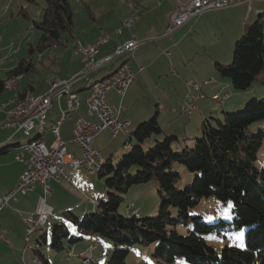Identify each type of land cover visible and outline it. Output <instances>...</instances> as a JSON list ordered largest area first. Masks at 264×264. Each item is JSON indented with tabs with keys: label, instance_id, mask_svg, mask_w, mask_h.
<instances>
[{
	"label": "trees",
	"instance_id": "obj_1",
	"mask_svg": "<svg viewBox=\"0 0 264 264\" xmlns=\"http://www.w3.org/2000/svg\"><path fill=\"white\" fill-rule=\"evenodd\" d=\"M43 1L41 18L33 20L40 37L37 44L30 43L31 54L57 47L64 42V34L74 31V10L69 0ZM24 11L21 8L25 14ZM233 52V62L216 61L214 65L221 76L230 79L233 89L247 90L264 71V12L259 13L254 22L245 24ZM31 59V56L20 58L17 66L7 71V78L0 80V93L6 90L5 82L12 76L23 77L36 70ZM24 93L19 92L18 96ZM158 116L157 110L129 133L128 141L134 137L138 144L131 145L128 154L118 162L112 157L105 160L97 174L106 178L107 195L98 201L96 210L82 218L72 211L64 213L65 219L76 225L82 237L72 236L65 222L54 224L52 248L63 249L64 239L74 244L84 239V235L99 234L116 246L108 264H124L134 244L153 245L152 255L157 264H175L182 258L191 264H264V168L255 165L264 143V129H249L264 119V99L252 98L243 110L225 112L222 118H204L200 136L191 148L178 136H166L144 149L142 143L162 131ZM179 165L186 166L192 174V182L184 187L176 184L181 177ZM153 180L158 183L160 194L156 215L141 217L139 212V216H126L118 212L132 185ZM209 197L231 202L232 218L212 220L203 213H192ZM179 225L188 232L180 233ZM236 231H244L243 246L228 244L219 251L207 241L209 235ZM43 238L45 240V234L37 240L34 254L48 264L41 254ZM120 245L128 247L119 248Z\"/></svg>",
	"mask_w": 264,
	"mask_h": 264
},
{
	"label": "crops",
	"instance_id": "obj_2",
	"mask_svg": "<svg viewBox=\"0 0 264 264\" xmlns=\"http://www.w3.org/2000/svg\"><path fill=\"white\" fill-rule=\"evenodd\" d=\"M81 1L84 3V6H86V9L85 11L84 9L79 10V14H82L79 20L76 19L74 12V31H72V41L67 42L64 40V44L62 43L64 46L63 50H60L59 54L56 53V56L52 58L53 63L59 64L60 71L54 74L52 78H49L48 81H52L55 78L65 80L71 74L76 73L81 69L83 58L82 56L78 54L76 55L75 53L74 44L76 41H80L83 45H89L94 43L104 33H112L113 37L110 42L102 45L98 56H96L97 58H102L103 56L112 53L116 44L128 40V38H130L133 34H135L138 39L145 40L140 46L143 47L145 45V48L140 49L139 47L137 50L127 55V61L130 65V68L136 75L135 80L127 90L126 94H124L125 96L122 100V104L125 108L122 119L130 121L129 130L131 126H133L134 129L135 126L144 120L148 113H150L146 112L142 114L143 111H140L139 114L132 112L128 113L127 107L133 109V107L136 106L137 103L132 101L137 99V87H141L142 85L140 83L142 80H145L151 75L150 73L153 70L152 67L155 66V63L159 59L162 58L165 62L164 66L158 69L159 76L162 74L165 75V73L168 72L172 75L175 74L172 72V69H175L177 74L180 73L179 76L182 75V73L183 75H186V70L184 68L180 67V70H177L178 62L174 59V53L179 52V50L181 51V44L183 42L182 40L190 36L188 31L196 29L197 26L202 24V22L205 20L209 22V20L214 19L212 16L214 14L211 13L212 11H216V21H218L223 14L227 16L228 14H231L229 18L232 19L234 23V27L232 26L233 37L234 39H238L244 32L245 24L249 23L250 20L256 16V12L257 16L259 13L264 12V0H251L239 5L202 13L196 18L190 20L184 26H181L174 33L166 36L165 28L168 27L170 23L172 16L171 14H173V12L179 9L181 6L187 4L189 0H122V5L120 4L119 0ZM132 15H135L136 17V22L133 27L124 26L123 21ZM118 29L121 32L118 33L116 31ZM2 42L3 41L0 38V49H2ZM59 48L60 46L57 45V47H50L48 50L49 52H56L59 50ZM18 62V59L15 63L14 61L11 62L13 64L5 69V77L1 79H6L7 71L16 67ZM118 64V59H114L113 61L109 62L102 69H99V71L94 73V79L97 80L107 76L113 71V69H116ZM175 65H177V67H175ZM22 79L15 89H6L4 92L0 93V196L9 192V190L16 185L20 178L19 176H21L27 167V164H25L26 162L20 161L16 158V156L21 154L24 159L28 157V154L21 148V145L28 141V139L26 141L23 140V132L16 131L13 128H8L2 125L5 121H7L8 118L6 112L15 107L16 98L19 97V92H24L27 90L42 91L40 90L41 88L33 81L27 82L26 84H21ZM174 80L177 81V79ZM202 80H207V78ZM86 83L87 81L85 79L75 83L74 89L78 95L77 97L80 98L81 103L79 108L72 111V118L63 123L60 135L67 143L68 152L73 157L80 159L83 157V153L82 149H80V146L74 141L72 136V128L74 125L73 122L79 117H84L90 121L96 120L95 117L88 115L86 110L87 106L85 99L89 93ZM176 84L178 85V82H176ZM179 84L181 88L184 87L182 82ZM27 85L32 86V88L28 89ZM231 85L232 83L230 79L224 78V80L220 81V83H217L213 79L208 83V85H206L207 89L209 87V90H206V92H208L209 95H212L215 92H220L223 95L226 94V98L230 96L232 97L234 94L231 91ZM185 86H188L187 83ZM199 92L200 97L206 93L204 89ZM184 93L185 98L188 92L184 91ZM250 95H253V97L256 96L255 91H250L249 95H245V100L248 97H251ZM105 96L106 101L111 105L118 107L121 102L120 95H118L114 89L109 90ZM126 100L127 105L125 106L124 102ZM224 101L223 106L224 109H226L228 106L227 103H224ZM241 102L242 101L238 102L236 107L242 105L243 103ZM62 107L65 109L67 107L66 98L62 99ZM59 110L60 109L57 101H54L52 110L48 115L47 128L41 135L35 131V135L33 137L40 136V138L42 137L47 144L52 142L53 137H51L52 135L49 130V123L54 121L59 116ZM204 117L202 118L204 119ZM108 131L109 130L103 131L97 135L94 141V148L100 150L97 143L100 141L99 139L102 137V135ZM109 133L111 134L110 131ZM184 133L176 135H178V137L184 135L186 138L190 137L191 135L187 130H184ZM118 135H120V133L113 136ZM106 149L104 150L102 148V151H106ZM102 151L100 150L101 153ZM111 155L112 154H110L109 157L113 158ZM104 158L105 160L108 159H106V157ZM64 171L67 177L61 176L59 180L52 179L50 181V189L52 190V193L48 196L47 202L52 207L53 212L50 214L45 226H47L48 223L54 225L60 222H65L64 213L68 211H72L79 217L82 214L93 212L96 210L98 201L105 198L107 195V188L103 187V183L101 181H97L95 179L94 174L91 173L87 167L81 166L75 170L69 165H65ZM40 194L41 189L39 188H35L34 191L18 193L17 199L11 200L8 203L9 205L0 212V223L6 231L4 239L0 242V264L2 260H5V264L28 263L27 259L30 257V253L27 250L28 247L26 246V243L24 242L26 224L23 221V217L36 210L38 204L37 201ZM77 231L79 230L77 229ZM34 234L32 235L31 241L34 244L37 245V240H39L43 234H45L46 238L45 240L44 238L43 240L41 239V241L47 242L48 233L45 227H43L42 232H39V236L36 237ZM94 244L97 245L96 248L91 249V245ZM101 245L105 247L104 250H100ZM41 246L42 244L40 245V248ZM111 248V243L104 241L100 237H97L96 234H90V237L87 238L85 244L82 246V248H80L79 253H81V255H85V253L88 251L92 259L84 257L83 260L88 258L93 262V259L100 257L104 252L109 253ZM34 253L33 255L31 254L32 256L30 257V264H39L41 261H35L37 256ZM140 258L141 257L138 259V263L141 262Z\"/></svg>",
	"mask_w": 264,
	"mask_h": 264
},
{
	"label": "rangeland",
	"instance_id": "obj_3",
	"mask_svg": "<svg viewBox=\"0 0 264 264\" xmlns=\"http://www.w3.org/2000/svg\"><path fill=\"white\" fill-rule=\"evenodd\" d=\"M119 2L122 5V0H119ZM70 4L75 12L76 19L79 20L82 15L79 14V10L84 9L85 11L86 6H84V3L81 0H70ZM43 7H45V2L43 0H38L37 2H28L27 0H0V38L3 41L1 47L2 49H0V79L5 77V69L13 64L11 62L14 61L15 63L17 59H25L31 56V60H33L37 70L31 74H25L21 84H26L27 82L33 81L41 88L40 90L45 91L49 88V78H52L54 74L60 71L59 64L53 63L52 58L56 56V53L59 54L60 50H63L64 43L59 45L60 48L56 52H49V50H47L43 53L38 51H35L32 54L30 53V43L37 44L40 37V30L36 29L33 24V20H38L41 18ZM21 8L25 9V14L21 12ZM211 14H214L212 15L214 19L209 20V22L205 20L202 22V24L197 26L196 29L188 31L190 36L182 40V49L180 48L182 53L180 50L179 52L174 53V59L178 62V67L177 65H175V67L178 68V71L180 70V67L184 68L186 70V75H183V73L180 76V73H175L172 75L168 72L165 73V75L162 74L159 76L158 69L163 67L165 64L164 59H159L155 63V66L152 67L153 70L150 73L151 75L145 80H142L140 83L142 85L141 87H137V99L132 101L137 103L136 106H134L133 109L127 107L128 113L132 112L139 114L140 111H143L142 114H144L146 112H150L148 113L147 117L144 118V120L135 126L134 129L133 126L130 127L131 132L136 130L142 122L154 116L157 110L159 111V118H157V120L162 127V131L159 134H153L148 137L141 145L144 147V149H148L151 147V145L155 144L156 140H163L166 136L170 137L178 136L176 134H183L184 130L190 132V137L183 139L184 135H182L179 136V138L181 139L182 143L188 142L186 144H188V148H191L196 138L200 136L199 130L203 121L202 117L205 116L204 118H209V116H214L222 118L225 112L235 113L236 111L243 110L246 102L252 98L264 99L263 71L259 76H257V78L247 90L238 91L233 89V85H231V91L234 95L232 97L230 96L226 98L224 101V103H227L228 106L226 109H224L223 101H216L213 99L212 96L216 92L212 95H209V93L206 92V90H209V87L207 89V86H204L202 89L205 90V95L200 97V92L197 91L199 98L196 100V105L198 106L196 113L194 112L190 118L189 116H185L182 113L181 105L184 103L185 99L184 91L188 92L187 95L193 92V89L188 84V86H185L187 81L193 79L195 82L203 83L205 80L202 79L204 78H207L208 81L214 79L217 83L223 81L225 77L219 74L214 64L217 60L219 63L222 62L225 64L233 62V51L235 50L237 40L241 37V35L238 39H234L233 37L232 26L234 23L232 19L229 18L231 14H228V16L223 14L218 21L215 19L216 11H212ZM256 18L257 12L256 16L251 19L249 23L254 22ZM63 37L67 42L72 41V34L66 33ZM16 48L17 51H15ZM143 48H145V45L140 47V49ZM174 79H177V81ZM92 80H95L94 76L92 77ZM176 82H178V85ZM181 82L184 84V87L182 88L179 84ZM252 89L255 91L256 96L253 97V95H250L251 97H248L245 100V95H249V92L253 91ZM240 101H242L241 103L243 104L239 107H236ZM124 104L125 106L127 105V100L124 102ZM261 128L264 129V119L249 127L251 131H257ZM34 135L35 131L31 133L30 137H33ZM22 136L24 141L28 139L24 134H22ZM127 138L128 136L125 134L120 133L118 136H113L108 131L102 135L97 145L101 151L102 148L104 150L107 148L106 151H102L103 157H106L107 159L110 154H112V160L114 162H118L124 155L129 153L131 145L138 144L136 138L133 137L131 141H128ZM255 165L259 169L264 168V143L258 152V158ZM178 171L181 175L178 183H176L178 186L184 187L186 184L192 182V179L190 178L192 174L189 170H187L186 166L179 165ZM93 174L95 179L97 181H101L103 183V187L107 188L105 187L106 178H99L98 174ZM157 184L158 183L153 180L147 184L144 183L134 184V186L132 185L129 191L125 194L124 201L121 203L118 212L128 216V213L125 210L127 204L130 203L134 204V206L138 208L141 217L156 215V210H158V205L160 202V194L158 192L159 185ZM231 206L232 204L229 201L223 202L221 200L215 199L214 197H209L202 200V202L192 210V213L199 212L209 216L212 218V220L221 218L226 221L232 218ZM174 211L176 212V210ZM83 215L84 214L80 215V218H82ZM64 221L66 223L65 227H67V229L71 232L72 236L75 238L82 237V233L77 231L75 224L66 219ZM52 226L53 224L51 223H48L47 226H45L48 233V239L47 242H43L41 246V254H43L48 264H85L83 260L84 257L92 259L88 251L85 253V255H81V253H79L80 248H82L90 235H84V239L77 241L74 244L71 243L70 240L64 239V248L58 251L57 249L52 248L50 244ZM178 231L183 234L188 232L187 228L182 225L178 226ZM243 232L244 231H236L232 233L228 232L227 235L225 233H223V235L212 234L208 236L207 241L219 251L223 249V246L228 244L243 246L245 244V236ZM34 235L37 237L40 234L39 232H36ZM96 235L104 241L111 243L112 248L109 253L104 252L100 257L93 259V262L90 261V264H108L116 246L112 240L100 236L99 234ZM127 247L128 246L126 245H120L119 248ZM90 248L94 249L92 245ZM153 248V245L146 247L140 244L132 245L129 249L130 252L127 257V261L124 264H157V259H155L152 255L154 252ZM104 249L105 247L101 245L100 250ZM27 250L29 251V255L31 257L34 251L31 248H28ZM142 252H145L147 257L144 260L140 259L141 262L139 261L140 263H138V259L142 256ZM30 257L27 259V264L31 263ZM4 261L2 260L1 264L2 262L5 264ZM39 264L45 263L40 262ZM178 264L191 263L186 258H182L178 260Z\"/></svg>",
	"mask_w": 264,
	"mask_h": 264
},
{
	"label": "built area",
	"instance_id": "obj_4",
	"mask_svg": "<svg viewBox=\"0 0 264 264\" xmlns=\"http://www.w3.org/2000/svg\"><path fill=\"white\" fill-rule=\"evenodd\" d=\"M247 1L251 0H189L187 4L171 14L170 23L165 28V35L174 33L202 13L239 5ZM135 22L136 17L132 15L123 21V25L133 27ZM116 31L121 32L119 29ZM112 37V33H104L89 45H83L80 41H76L74 44L75 53L83 58L81 69L65 80L56 78L52 82L50 81L49 88L45 91H25L23 96L16 98L15 107L6 112L8 118L2 125L16 131H22L27 136L28 141L23 143L21 148L28 154V157L24 159L21 154L16 156L20 161L26 162L27 167L19 176L16 185L9 192L0 196V212L9 205L11 200L17 199L18 193L34 191L35 188L41 189L36 210L23 217L27 233L24 242L32 250L37 246L31 242L32 235L43 231V227L53 212L52 207L47 202L48 196L52 193L50 181L52 179L59 180L61 176L67 177L64 171L65 165H69L75 170L85 166L91 173H98L106 162L100 150L94 148L95 138L101 132L109 130L112 135L119 133L130 135V121L122 119L125 111L122 100L136 75L130 68L127 55L137 50L145 40H140L133 34L128 40L116 44L112 53L97 58L101 46L109 43ZM114 59L119 60L116 69L101 79L92 80L94 73ZM172 72L177 73L175 69H172ZM21 79L22 75H14L5 82L4 87L15 89ZM83 79L87 81L89 91L85 99L86 110L88 115L95 117L96 120L90 121L84 117H79L73 122L72 136L83 153L80 160L68 152L67 143L60 135L63 123L71 119L72 111L80 106V98L77 97L74 85ZM209 82L208 79L203 83L195 82L193 79L187 81L193 92L185 97L184 103L181 105L182 113L185 116L196 113L198 110L196 100L199 98L197 91L202 90ZM111 89L120 95L121 102L118 107L106 101L105 95ZM212 97L216 101H224L227 95L217 92ZM63 98H66L67 101L66 109L62 107ZM54 101L58 103L60 114L49 123V130L53 139L50 144H47L40 136H30L33 131H37L40 135L45 131L48 125V115L52 110ZM126 210L128 214L139 216L138 208L134 204H129ZM5 232L0 223V242L4 239ZM96 246V244L92 245L93 248ZM146 257L147 254L143 252L140 259L144 260ZM35 261L39 262V259L36 258ZM90 261L88 258L84 259L85 264H90Z\"/></svg>",
	"mask_w": 264,
	"mask_h": 264
}]
</instances>
